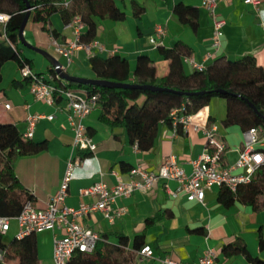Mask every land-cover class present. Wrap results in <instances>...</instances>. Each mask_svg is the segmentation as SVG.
Wrapping results in <instances>:
<instances>
[{"label": "crops", "instance_id": "obj_1", "mask_svg": "<svg viewBox=\"0 0 264 264\" xmlns=\"http://www.w3.org/2000/svg\"><path fill=\"white\" fill-rule=\"evenodd\" d=\"M202 1L114 0L116 7L124 13V19L97 20L93 41L98 43L101 50L93 48L88 54L78 48L73 51L69 66H66L64 59L52 47V35L43 29L41 23L27 22L23 36L33 47L58 59L66 67V72L77 78L96 79L88 64L89 58L94 55L101 58L119 56L128 62L131 73L137 57L146 56L156 77L163 78L169 72L170 61L160 55L158 47L169 50L177 43L183 44L190 53L189 57L205 68L217 59L236 61L251 56L264 72V0H259L257 10L244 4L243 0H222L217 3L216 15L224 21L221 46L217 51L211 48L212 19ZM133 2L143 7V12L138 17L133 15ZM178 4L196 10L194 28L178 21L173 13ZM156 26L164 30V35L155 43H150L149 38L153 36ZM48 27L57 33V37L53 38L59 44L65 45L73 41V28H67L63 24L59 13L50 16ZM5 42L4 25L0 24V44ZM20 51L30 61V69L34 73L49 74L52 67L43 56L23 46ZM182 65L185 74L193 71L190 65L183 62ZM19 69L14 61L5 62L0 69V124H11L22 135L27 129V115L42 116L31 140L40 144L43 150L35 155L18 158L13 168L24 191L32 195L35 208L43 209L47 206L49 199L59 188L67 162L72 159L79 158V163L73 170L65 205L77 209L82 203L92 204L96 201L93 197L81 196V189L95 183L113 186L116 183L113 172L121 180L127 181V172L121 171L122 165L130 168L139 165L156 171L167 157L173 156L189 174V162L204 150L203 131L206 128L214 127L216 136L226 147L223 165L233 164L242 148L243 132L237 126H222L226 102L214 97L193 115V125L181 134L173 135L171 129L159 126L152 148L148 152H141L129 143L126 134L125 126H129L130 122L125 120L126 124H123L125 103L109 92L107 104L103 107L96 105L83 121L96 148L89 156L81 157L72 147L73 132L65 102L60 99L48 106L36 101ZM72 90L79 96L85 95L82 89ZM143 102V96L136 100L138 106ZM5 104L10 106L8 110L4 108ZM47 116L53 118L48 120ZM256 148L264 151V134L260 135ZM176 188L173 181H159L148 190L116 199L111 210L122 209L123 214L113 222L96 211L83 218L81 224L95 232L100 240L111 245L118 244L117 235H124L128 238L126 253L132 251L134 238L143 235L144 246L150 247L153 258L142 259L136 255L130 264H159L158 259L163 257L192 264L208 249L215 252L221 264H252L242 254L230 257L223 255V246L235 239L243 241L250 257L264 262V245L259 246V238L264 239V209L255 212L239 202L224 208L217 201L216 187L205 191L202 203L188 201L185 194L177 192ZM17 231L16 223L12 222L7 233L2 236V243L9 244L15 239ZM61 236L62 232L59 230L35 234L38 264H53V239ZM0 262L19 264L17 259L3 261L1 253Z\"/></svg>", "mask_w": 264, "mask_h": 264}, {"label": "trees", "instance_id": "obj_2", "mask_svg": "<svg viewBox=\"0 0 264 264\" xmlns=\"http://www.w3.org/2000/svg\"><path fill=\"white\" fill-rule=\"evenodd\" d=\"M27 1L31 8L28 22L41 23L43 29L54 37H57V33L48 27L52 14L59 13L64 25L79 16L85 25L84 31L79 36L81 44H88L94 40L97 20L122 21L125 17L116 7L114 0ZM132 10L133 15L138 17L143 12V7L133 2ZM25 12V3L21 0H0V13L9 16L4 25L6 42L0 44V69L7 61L16 62L19 68L23 65L31 66L30 61L20 51L22 46L17 36ZM173 13L179 22L189 24L192 28L196 26L197 12L194 8L178 4L174 7ZM158 52L164 59L170 61L168 74L160 79L156 77L155 70L146 56L137 57L132 73L128 62L119 56L101 58L94 55L89 58L88 64L96 79L167 88L181 92L182 95L138 89L110 90L88 85L64 84L61 81L56 82V87L82 89L87 95H97V102L102 107L108 102L109 92L121 98L126 105L123 124H126L125 120L130 122L129 126H125L129 143L135 145L141 152H148L152 148L159 126L163 125L171 129L170 113L179 109L182 104H184V114L195 115L209 103L210 99L217 97L226 102L223 127L237 126L245 132L263 124L259 115L264 116V72L255 58L246 56L236 61L217 59L203 71L193 70L190 74H185L182 58L190 56V53L183 44L177 43L169 50L159 46ZM49 74L55 76L53 69L49 70ZM25 81L28 84V81ZM198 92L202 94L186 96ZM141 96L144 97V102L138 106L136 100ZM59 100L56 98L55 101ZM207 124H210V119ZM177 133H182L180 128L177 129ZM42 150L40 144L34 143L31 139H23L15 126L0 124L1 217H15L27 201H33L32 195L25 192L20 185L13 168L18 158L35 155ZM261 152L264 154V151ZM89 155V153L80 154L81 157ZM130 169L123 165L121 167L123 173ZM217 201L224 208L239 202L255 212L264 209V165L252 174L248 184L238 185L235 192H231L225 186L218 188ZM116 237L117 245L99 240L92 254L74 252L68 264H130L144 246L143 235L134 238L130 253H126L128 238L121 234ZM1 239L2 236H0V253L3 261L17 259L19 264H38L34 234L19 240L13 239L9 244L2 243ZM263 245L264 239L260 237L259 246ZM222 253L225 257L242 254L252 264H264L260 259L250 257L245 244L240 239L223 246Z\"/></svg>", "mask_w": 264, "mask_h": 264}, {"label": "built area", "instance_id": "obj_3", "mask_svg": "<svg viewBox=\"0 0 264 264\" xmlns=\"http://www.w3.org/2000/svg\"><path fill=\"white\" fill-rule=\"evenodd\" d=\"M220 1L222 0L202 1L203 7L212 19L211 48L215 51L221 46L222 28L224 26V21L216 15V6ZM243 3L252 6L255 10L260 5L259 0H243ZM8 19V15L0 13V24L5 25ZM66 27L73 28L74 39L72 42L62 45L53 36H50L52 47L64 59L66 66L71 64L73 51L78 48H82L88 54L93 48L101 50L98 43L94 41L88 44L79 43V36L85 28L79 16L74 17ZM163 35L164 30L160 26H156L153 36L149 38L150 43H155ZM182 62L190 65L193 70H205L202 64L195 62L189 56L182 58ZM61 69L66 71V67L62 63ZM19 71L22 79L28 81L29 92L36 101L43 102L48 106L54 105L56 98L65 102V108L69 112V124L73 132L72 147L80 154H92L96 144L87 133L83 121L98 105L97 95H87L84 92V96H79L76 91L70 88H57V81L64 82L56 73L55 76L50 74L39 75L34 73L28 65H23ZM4 108L8 110L10 106L5 104ZM183 108L184 104L170 113L173 135L178 134V128L184 132L189 126L193 125V115L184 114ZM41 117L40 115L26 116L27 129L22 134L23 139L32 138L36 124ZM52 118L53 116H47L48 120ZM194 129L197 128L194 127ZM203 132L205 137L204 150L196 159L189 162V174L185 172L182 164L173 156L167 157L156 171L144 169L139 165L134 166L127 172V181L121 180L113 172L112 175L116 177V183L113 186L108 187L102 183H95L79 191L81 196L93 197L96 201L92 204L82 203L77 209L65 205L69 183L73 178V170L79 163V158L69 160L59 188L49 199L47 206L43 209L35 208L32 201H27L17 216L12 218L0 216V236L7 233L12 222L17 225L18 231L15 235L17 240L43 231L59 230L62 232V236L53 239L52 262L53 264H68L74 252L92 254L96 243L100 240L95 232L81 224L83 218L100 211L106 220L113 222L114 219L123 214L122 209H116L113 212L111 210V206L116 199L127 198L136 192L148 190L159 181L164 183L173 181L177 186L176 191L183 192L188 201L202 203L205 191L225 186L231 192H235L238 185L248 184L252 174L264 165V154L256 148L260 135L264 134V121L261 126L242 133V148L239 150L234 163L228 166L222 163L226 147L216 136L215 128H206ZM137 255L142 259L149 260L153 258L152 250L148 246H143ZM158 262L159 264H183L169 257L158 259ZM192 264L221 263L218 261L215 252L208 249L201 258Z\"/></svg>", "mask_w": 264, "mask_h": 264}, {"label": "water", "instance_id": "obj_4", "mask_svg": "<svg viewBox=\"0 0 264 264\" xmlns=\"http://www.w3.org/2000/svg\"><path fill=\"white\" fill-rule=\"evenodd\" d=\"M25 3V7H26V12L25 15L21 21L17 36H18V40L20 42V44L29 49L32 50L38 54H40L41 56H43L48 63L51 65L52 69L55 71L56 74H58L59 78L67 83H72V84H78V85H82V86H92V87H97V88H104V89H110V90H115V89H138V90H142V91H152V92H170V93H174V94H178V95H182L181 92L178 91H174L171 89H167V88H159V87H155V86H148V85H136V84H124V83H116V82H110V81H105V80H100V79H84V78H77L74 76H70L66 71L61 69V62L56 59L55 57H53L52 55L48 54L47 52L35 48L32 45H30L23 36V31L26 27V24L28 22L29 19V15H30V5L28 3L27 0H21ZM219 93H225L224 91H219ZM202 93H189L186 94V96H195V95H199ZM251 106V105H250ZM253 111L255 113H257L256 109L251 106ZM260 118L264 121V116L259 115Z\"/></svg>", "mask_w": 264, "mask_h": 264}]
</instances>
